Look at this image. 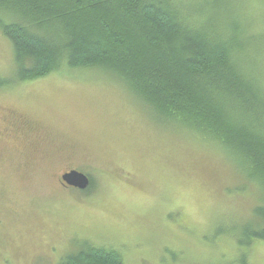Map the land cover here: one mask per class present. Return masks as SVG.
<instances>
[{"label":"rangeland","instance_id":"374dc122","mask_svg":"<svg viewBox=\"0 0 264 264\" xmlns=\"http://www.w3.org/2000/svg\"><path fill=\"white\" fill-rule=\"evenodd\" d=\"M213 4L264 32V0ZM13 51L0 32V264H59L85 242L126 264H264V241L232 237L261 192L218 144L96 69L19 82ZM72 170L88 189L66 186Z\"/></svg>","mask_w":264,"mask_h":264},{"label":"trees","instance_id":"16d2710c","mask_svg":"<svg viewBox=\"0 0 264 264\" xmlns=\"http://www.w3.org/2000/svg\"><path fill=\"white\" fill-rule=\"evenodd\" d=\"M215 1L0 0V32L19 82L96 69L160 117L218 144L264 201V32L249 16L220 14ZM254 215L257 224L233 225L241 247L264 241V202ZM59 264L126 258L119 247L85 242Z\"/></svg>","mask_w":264,"mask_h":264},{"label":"water","instance_id":"95a60500","mask_svg":"<svg viewBox=\"0 0 264 264\" xmlns=\"http://www.w3.org/2000/svg\"><path fill=\"white\" fill-rule=\"evenodd\" d=\"M62 179L67 186L79 189L81 191L88 189L91 184L90 178L86 174L77 170H72L68 173H65Z\"/></svg>","mask_w":264,"mask_h":264}]
</instances>
